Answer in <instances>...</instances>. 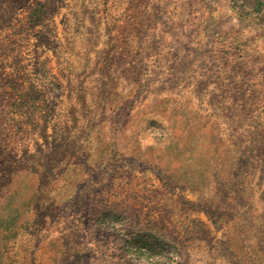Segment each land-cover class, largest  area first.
I'll use <instances>...</instances> for the list:
<instances>
[{"label": "rangeland", "instance_id": "rangeland-1", "mask_svg": "<svg viewBox=\"0 0 264 264\" xmlns=\"http://www.w3.org/2000/svg\"><path fill=\"white\" fill-rule=\"evenodd\" d=\"M0 264H264V0H0Z\"/></svg>", "mask_w": 264, "mask_h": 264}, {"label": "trees", "instance_id": "trees-1", "mask_svg": "<svg viewBox=\"0 0 264 264\" xmlns=\"http://www.w3.org/2000/svg\"><path fill=\"white\" fill-rule=\"evenodd\" d=\"M46 5H47V4H45V3H44V4H38V3H37V5H36V9L40 10V12H41V11H44L45 8H46Z\"/></svg>", "mask_w": 264, "mask_h": 264}]
</instances>
